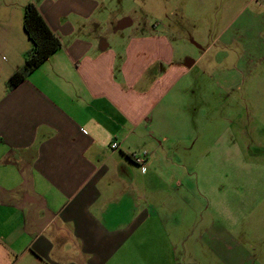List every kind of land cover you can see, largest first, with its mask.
<instances>
[{
	"label": "crops",
	"instance_id": "1",
	"mask_svg": "<svg viewBox=\"0 0 264 264\" xmlns=\"http://www.w3.org/2000/svg\"><path fill=\"white\" fill-rule=\"evenodd\" d=\"M30 3L61 46L10 90ZM208 100L264 112V0H0V264L222 260L190 170Z\"/></svg>",
	"mask_w": 264,
	"mask_h": 264
},
{
	"label": "rangeland",
	"instance_id": "2",
	"mask_svg": "<svg viewBox=\"0 0 264 264\" xmlns=\"http://www.w3.org/2000/svg\"><path fill=\"white\" fill-rule=\"evenodd\" d=\"M211 104L201 130L206 143L200 149L205 157L200 163L192 157L190 170L201 173L198 184L206 189L201 191L200 203L205 228L217 222L234 240L223 242V249H229L222 250V260L208 252L206 264H264V112L240 103L237 114H214ZM230 119L233 124L228 129L225 121Z\"/></svg>",
	"mask_w": 264,
	"mask_h": 264
},
{
	"label": "trees",
	"instance_id": "3",
	"mask_svg": "<svg viewBox=\"0 0 264 264\" xmlns=\"http://www.w3.org/2000/svg\"><path fill=\"white\" fill-rule=\"evenodd\" d=\"M23 27L31 42V48L25 54L22 68L8 79L7 87L10 90L21 84L61 46L58 36L50 29L37 7L32 3L25 7Z\"/></svg>",
	"mask_w": 264,
	"mask_h": 264
},
{
	"label": "built area",
	"instance_id": "4",
	"mask_svg": "<svg viewBox=\"0 0 264 264\" xmlns=\"http://www.w3.org/2000/svg\"><path fill=\"white\" fill-rule=\"evenodd\" d=\"M110 148L112 150H118L120 148V144L117 142H112L110 145ZM133 161L138 164L142 169L145 170L146 162H147V157L146 154H133L132 155Z\"/></svg>",
	"mask_w": 264,
	"mask_h": 264
}]
</instances>
